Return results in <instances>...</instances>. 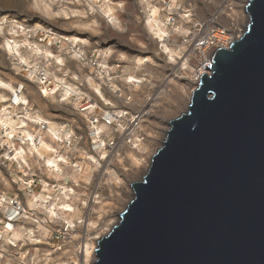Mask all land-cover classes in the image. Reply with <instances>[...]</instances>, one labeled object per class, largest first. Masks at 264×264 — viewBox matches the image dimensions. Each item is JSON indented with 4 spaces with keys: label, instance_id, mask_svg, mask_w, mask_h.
<instances>
[{
    "label": "rangeland",
    "instance_id": "374dc122",
    "mask_svg": "<svg viewBox=\"0 0 264 264\" xmlns=\"http://www.w3.org/2000/svg\"><path fill=\"white\" fill-rule=\"evenodd\" d=\"M225 1L172 0L173 8L184 19L190 17L176 33L175 42L168 45L159 43V36L149 24L151 16L158 23L164 22L162 0H0V81L15 89L0 87V123L2 112H11L12 125L27 122L28 134L38 138L40 135L39 139L44 138L55 149H39L38 153L28 143L29 176L43 179L44 186L59 178L62 181L47 163L49 159L58 161L61 145L50 133L39 132L33 120L40 121L41 116L55 123L57 131L74 128L87 139L86 115L80 110L87 98L98 105L99 113L127 110L138 115L140 132L145 137L138 147L125 146L118 155L104 161L94 157L96 164L88 165L84 175L72 176L67 169L71 176L68 181L79 187L74 190L72 205H64L61 213L52 200L57 194L51 187L43 190L40 185L36 189L40 206L37 197L26 196L29 219L17 224L12 241L15 246L7 241L0 245V264L86 263L85 246L94 245L98 236H106L118 224L119 215L132 199L131 185L146 175L170 122L188 109L202 68L197 75L195 72L203 63L182 46V40L192 33L191 23H206L218 17V26L229 30L231 39L240 37L249 24L246 19L242 26L240 20L249 0H229L233 5L231 13L221 8ZM110 9L111 19L107 15ZM8 40L18 44L27 62L9 52ZM76 40L82 56L73 50ZM164 44L175 58L165 52ZM37 49L44 53L37 54ZM45 49L63 58L64 64L44 56ZM187 58L188 66L184 67ZM104 71L114 73L113 77L108 78L101 73ZM41 74L48 75V83L41 82ZM63 83L75 92L67 99L62 92ZM45 90L53 91V95L45 96ZM74 120V127L63 126L69 121L75 123ZM54 205L56 214L51 216L47 207ZM93 260L95 257L89 264Z\"/></svg>",
    "mask_w": 264,
    "mask_h": 264
},
{
    "label": "water",
    "instance_id": "95a60500",
    "mask_svg": "<svg viewBox=\"0 0 264 264\" xmlns=\"http://www.w3.org/2000/svg\"><path fill=\"white\" fill-rule=\"evenodd\" d=\"M170 122L96 264H264V0Z\"/></svg>",
    "mask_w": 264,
    "mask_h": 264
},
{
    "label": "built area",
    "instance_id": "2783aa9c",
    "mask_svg": "<svg viewBox=\"0 0 264 264\" xmlns=\"http://www.w3.org/2000/svg\"><path fill=\"white\" fill-rule=\"evenodd\" d=\"M162 1L165 5L163 11L166 10L164 22L158 23L154 16L150 17V22L156 27L159 24L165 32L158 38L159 43L170 45L175 42L176 33H180V30L183 29V23L190 15L184 19L178 10L173 8L172 0ZM221 8L229 13L233 11V5L229 0H226ZM218 20V17H212L206 23L192 20V33L182 40V46L187 52H190L191 57H197L203 63L208 61L211 63V57L217 49L228 48L236 40L234 39L226 46L231 39L227 34L229 30L218 26ZM156 22L157 24H155ZM101 73L106 74L108 78H112L114 75V73L111 75L110 72L106 71ZM46 82L48 83V79ZM80 110L86 115L87 139L77 134L74 128L67 132H65V127L59 129L58 145L61 146L60 153L58 151L57 155L58 160H62L59 163V172L54 173L58 174V177L61 176L62 181L59 178L57 182L46 184L57 194L55 198L51 199L55 200L58 207L57 212L60 213L64 211L62 208L64 205H72L75 196L74 190L79 187V184H71L68 181L71 176L66 173L67 169L71 170L72 176L84 175L88 171V165L96 164L93 160L94 157L97 158V161H104L109 157L118 155L125 146L136 148L145 140L140 132L141 121L138 115L134 116L127 110L115 113L110 111L99 113L98 105L90 98L84 101ZM1 116L3 122L0 123V245L7 241L10 246H15L12 241L17 224L26 223L29 219L24 198L26 196L37 197L36 203L40 206V197L37 195L36 189L42 185L44 190L46 186H44L43 179L39 180L37 176H29L28 174V123L22 122L18 126L12 125L13 114L11 112H2ZM32 123L38 127L40 132V123L36 120H33ZM46 127L47 125L43 124V131H46ZM36 138L39 140L40 135L39 138ZM83 142H85L84 145ZM62 151L63 153H61ZM94 153H97V156L93 155ZM7 186L15 189V192L2 191V188ZM22 264L29 263L22 262ZM31 264L34 263L31 262Z\"/></svg>",
    "mask_w": 264,
    "mask_h": 264
},
{
    "label": "bare ground",
    "instance_id": "6f19581e",
    "mask_svg": "<svg viewBox=\"0 0 264 264\" xmlns=\"http://www.w3.org/2000/svg\"><path fill=\"white\" fill-rule=\"evenodd\" d=\"M246 6H247V4L245 5V7H244V9H243V12L241 13V16H240V20H242V22L244 23L242 26H244L245 25V21H246V19L249 21V12H247L246 11ZM111 9H110V11H109V13H107V15H109L108 17L111 19V18H113V17H111ZM113 20V19H112ZM236 20H238V18H236ZM238 22V21H237ZM151 22L149 21V24H150ZM155 24H157V23H155ZM153 28V31L156 33V35H158L159 37L161 36V34H164L165 32L163 31V29L159 26V24H157V27L153 24V23H151L150 24ZM235 29V28H234ZM232 31H234V30H232ZM239 37H237V38H232V39H230L228 42H227V45L226 46H228L234 39H238ZM74 39H76V38H74ZM73 45V44H72ZM6 47H7V49L9 50V52H11L12 54H14L15 56L16 55H19V57L21 56V54H20V51H19V46H18V44L17 43H15L14 41H10V40H8L7 42H6ZM73 47V46H72ZM163 48L165 49V52L166 53H168L170 56H171V58H175V56H174V52H172V50L168 47V45H163ZM73 50L75 51V54L76 55H80V56H82L83 55V53H82V51H80V49H78L77 48V40L75 41V44H74V47H73ZM49 51V50H48ZM37 54H42V53H44V52H42L40 49H37ZM44 56H46V57H54L55 59H56V61H57V63L58 64H60L61 66L64 64L63 63V61L64 60H62L63 58H61L60 56H58V55H56V56H54V54H51V52H47L46 51V49H45V54H44ZM20 59H22V62H27V61H25V59L24 58H22V56L20 57ZM188 58H187V60L185 61V63H184V67H187L188 66ZM210 60V59H209ZM203 65V66H202ZM210 61H208V62H206L205 64L203 63V64H201V67L198 69V70H196V72H195V75H197V71H199L201 68V71L199 72V79H198V81L201 79V76L203 75V74H211V71H210ZM36 71V70H35ZM34 71V72H35ZM37 74V73H36ZM44 75V76H43ZM41 74V82H44L45 81V83H43V84H46L47 82H46V80L48 79V75H46V74ZM196 81H197V79H196ZM198 84V83H197ZM0 87H4V88H10V89H12L13 91H15V89H14V87L12 86V85H10V84H8V83H6V82H4V81H0ZM61 87H62V92H63V95H64V97L67 99V98H69V97H71V95H73L75 92L72 90L71 91V87H69V86H66L64 83H63V85H61ZM99 93H100V91H99ZM45 96H47V95H53V91H48V90H45ZM17 96V98L19 99L20 97H18V95H16ZM65 100V99H64ZM24 103L25 104H27L28 102L27 101H24ZM20 104V103H19ZM40 121H37V122H41L40 123V126H41V128H40V130L42 131V132H44L43 130V124H45V125H47V127H46V131L45 132H47V133H50L51 134V137L52 138H55V139H57V140H59L60 139V137L58 136V133L60 132V131H57L58 129H56V127L57 126H55V123H53V122H51V121H47V120H45V119H43L41 116H40V119H39ZM111 120V119H110ZM43 121H46L47 123H45V122H43ZM1 122V121H0ZM27 135H28V138H29V142H30V144H31V146H33L36 150H37V152L39 153V149L40 150H42V149H46L47 151H49V152H52V151H54L55 149H53V147H52V145H49L48 143H46L45 142V139L44 138H41V139H37L36 138V136L34 135V136H32L30 133L28 134L27 133ZM165 138H166V135H165ZM40 147V148H39ZM40 156L42 157V155L40 154ZM60 160H62V159H60ZM60 160H58L57 162L55 161V159H49L48 161H47V163L51 166V168H53V172H59L58 170H59V167H60V165H59V163H60ZM151 160H152V158H151ZM151 160H150V164H151ZM150 167V166H149ZM132 195H133V191H132ZM55 207H56V205H54V207H47L48 209H49V212L51 213V216L52 215H55L56 214V212H55ZM70 209L72 210V208L70 207ZM70 209H68L67 211H69ZM70 225L72 224L71 222H68ZM98 239L100 240L101 239V237L100 236H98L97 238H96V242L94 243V245H91V244H87L86 246H85V248H84V254H85V258H86V263L85 264H89L90 263V261L93 259V257H95V261L93 260V264H96V261H97V259H98V256H97V254H96V248H97V241H98ZM90 260V261H89Z\"/></svg>",
    "mask_w": 264,
    "mask_h": 264
},
{
    "label": "crops",
    "instance_id": "0c3cea01",
    "mask_svg": "<svg viewBox=\"0 0 264 264\" xmlns=\"http://www.w3.org/2000/svg\"><path fill=\"white\" fill-rule=\"evenodd\" d=\"M15 100H16V99H15ZM71 120H72V119H71ZM71 122H72V121H71ZM74 122H75V123H72V124H71L70 121H69V122H67V123H64L63 126H73V127H74V124L77 125V124H76V120H74ZM7 189H8V190H7ZM7 189H6V192H7V193H13V190H12L10 187H8Z\"/></svg>",
    "mask_w": 264,
    "mask_h": 264
}]
</instances>
